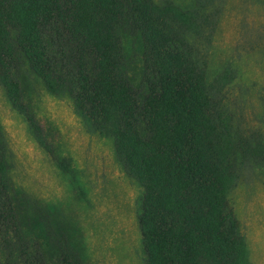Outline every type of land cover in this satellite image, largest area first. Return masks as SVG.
<instances>
[{
  "label": "trees",
  "instance_id": "obj_1",
  "mask_svg": "<svg viewBox=\"0 0 264 264\" xmlns=\"http://www.w3.org/2000/svg\"><path fill=\"white\" fill-rule=\"evenodd\" d=\"M224 2L0 0V86L46 148L39 88L113 138L141 189L145 264H251L233 194L246 166L264 172V132L229 100L237 69L209 71ZM13 170L0 124V264H90L78 224Z\"/></svg>",
  "mask_w": 264,
  "mask_h": 264
},
{
  "label": "rangeland",
  "instance_id": "obj_2",
  "mask_svg": "<svg viewBox=\"0 0 264 264\" xmlns=\"http://www.w3.org/2000/svg\"><path fill=\"white\" fill-rule=\"evenodd\" d=\"M227 64L238 71L230 102L245 128L264 132V0H225L209 71L215 75ZM39 90L33 106L47 148L0 86V124L13 152L15 184L78 224L90 264H145L137 217L141 189L118 163L113 138L89 131L70 100ZM262 171L246 166L233 194L251 264H264ZM36 230L44 239L43 226Z\"/></svg>",
  "mask_w": 264,
  "mask_h": 264
}]
</instances>
